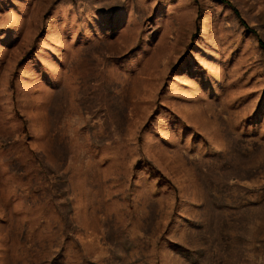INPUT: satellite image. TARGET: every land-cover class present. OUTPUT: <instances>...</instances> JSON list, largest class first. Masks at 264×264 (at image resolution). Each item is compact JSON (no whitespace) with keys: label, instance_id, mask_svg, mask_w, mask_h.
I'll return each mask as SVG.
<instances>
[{"label":"rangeland","instance_id":"1","mask_svg":"<svg viewBox=\"0 0 264 264\" xmlns=\"http://www.w3.org/2000/svg\"><path fill=\"white\" fill-rule=\"evenodd\" d=\"M225 1L0 0V264H264V0Z\"/></svg>","mask_w":264,"mask_h":264},{"label":"trees","instance_id":"2","mask_svg":"<svg viewBox=\"0 0 264 264\" xmlns=\"http://www.w3.org/2000/svg\"><path fill=\"white\" fill-rule=\"evenodd\" d=\"M223 1H224V2H229V1H225V0H223ZM235 11H236V13L238 14V16H240L239 11H238L237 9H235ZM243 24H244V26L250 28L249 25H248L245 21H243Z\"/></svg>","mask_w":264,"mask_h":264}]
</instances>
